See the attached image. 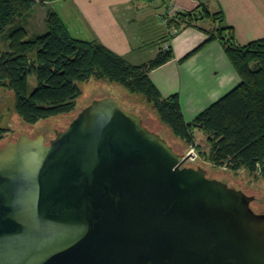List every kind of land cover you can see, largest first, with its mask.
Returning a JSON list of instances; mask_svg holds the SVG:
<instances>
[{"label":"water","instance_id":"95a60500","mask_svg":"<svg viewBox=\"0 0 264 264\" xmlns=\"http://www.w3.org/2000/svg\"><path fill=\"white\" fill-rule=\"evenodd\" d=\"M81 106L0 145V264H264L259 195L187 164L147 113Z\"/></svg>","mask_w":264,"mask_h":264},{"label":"trees","instance_id":"16d2710c","mask_svg":"<svg viewBox=\"0 0 264 264\" xmlns=\"http://www.w3.org/2000/svg\"><path fill=\"white\" fill-rule=\"evenodd\" d=\"M59 0H0V38H6L8 50L0 54V89L10 90L15 97V110L22 121L35 125L39 121L71 114L82 91L78 82L91 79L120 84L131 94L142 96L159 121L187 148L198 146L196 129L210 136L209 163L231 172L247 170L264 179V38L238 46L234 31L223 28L221 13H176L168 20L169 29L180 30L193 25L198 16L219 24L215 34L189 53L187 60L206 45L218 39L240 78L234 89L200 112L187 123L178 95L164 98L151 80L152 71L174 58L172 48L160 50L150 62L132 65L101 43L72 38L62 20L47 12V32L28 38L23 18L39 3ZM36 55L35 60L30 56ZM35 76L37 87L28 93V78ZM7 130L0 128V138Z\"/></svg>","mask_w":264,"mask_h":264},{"label":"crops","instance_id":"0c3cea01","mask_svg":"<svg viewBox=\"0 0 264 264\" xmlns=\"http://www.w3.org/2000/svg\"><path fill=\"white\" fill-rule=\"evenodd\" d=\"M167 2L175 14L202 8L211 14L221 13V27L233 29L238 46L264 38V0H59L37 3L32 9L35 17L21 25L28 36H39L47 32V12H54L72 38L99 42L132 65L146 64L160 50L172 48L173 60L152 71L150 77L164 98L179 96L185 120L192 123L200 112L238 86L240 78L218 39L183 60L215 34L219 24L198 16L193 25L182 26L174 35V29L165 24ZM30 28L35 30L31 34ZM135 113L142 114L136 109ZM155 120L160 122L158 117Z\"/></svg>","mask_w":264,"mask_h":264},{"label":"rangeland","instance_id":"374dc122","mask_svg":"<svg viewBox=\"0 0 264 264\" xmlns=\"http://www.w3.org/2000/svg\"><path fill=\"white\" fill-rule=\"evenodd\" d=\"M32 17H35V12L33 10L26 14L22 22ZM44 26L46 25L44 24ZM34 31L35 30L33 28L29 29L30 34ZM39 34L40 33H38L37 35ZM28 38L32 39L33 35H29ZM6 46H7V39L4 37L0 38V54L1 52H5L4 49H6ZM30 58L32 60H35L36 55L32 54ZM77 85L81 89L82 94L76 100L75 102L76 108L71 114L39 121L35 125H28L22 121V119L18 116L15 110L16 101L14 94L10 90L1 88L0 89V128L7 130V133L4 134L2 138H0V145H3L5 141H8V138H17V136L22 132L34 137L36 136L38 131L48 123L51 125H55V127L59 129L60 132H62L68 128L72 120L75 119V117L78 115L80 109L82 108L81 106L82 104L88 105V101L91 98L101 99L109 95L113 100H115L122 108H124L127 111H131L133 110L132 108H135L139 112L147 113L148 116L146 117L144 124L151 131L154 132L162 131V135L177 154L188 155L192 153L194 155V157L191 160H189L187 164L197 165L200 168H204L205 170L208 171L207 176L209 178L212 172H216L218 174L224 175L225 179L231 178V180L228 181L229 187L233 186L239 181L243 182L244 190L246 192L253 190L256 195H259L261 204L259 203L251 204L252 208H254V212L257 213V212H262L264 210V179L262 178V176L258 172H256V174L249 173L245 169L239 172H231L226 168L216 167L213 164L209 163L208 160L205 158V155H208L211 149L209 142L210 136L208 134L196 129L194 131V137L196 139L198 146L192 149L187 148V146L184 145L182 141L175 138L173 134H171L169 128L161 125L160 122L155 120V117H157V115L155 114L154 110H152L151 106L147 104L146 100L142 96L137 94H131L120 84L111 82L109 80H101V81L89 80L87 82H78ZM36 87H37V80L35 76L33 75L29 76L28 93L31 94ZM153 112L155 117L153 116ZM55 136L56 135L53 132V130H51L47 134V138L50 140H53ZM44 144L47 146L50 144V141L45 140Z\"/></svg>","mask_w":264,"mask_h":264},{"label":"built area","instance_id":"2783aa9c","mask_svg":"<svg viewBox=\"0 0 264 264\" xmlns=\"http://www.w3.org/2000/svg\"><path fill=\"white\" fill-rule=\"evenodd\" d=\"M144 1L151 2V1H154V0H144ZM164 8H165V13H164V16H165V24H167L168 23V20L171 19V18H173L175 16V13H174V8L172 7V5H171L170 2L165 3ZM178 32H179V30L174 29L172 31V34L175 35Z\"/></svg>","mask_w":264,"mask_h":264}]
</instances>
